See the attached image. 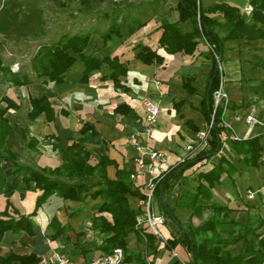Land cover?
Wrapping results in <instances>:
<instances>
[{"label": "crops", "instance_id": "1", "mask_svg": "<svg viewBox=\"0 0 264 264\" xmlns=\"http://www.w3.org/2000/svg\"><path fill=\"white\" fill-rule=\"evenodd\" d=\"M43 1L0 0V55L5 63L11 65L10 62L17 64L23 62L22 69H29L34 54L28 59L22 57L21 52L15 49L32 43L35 32L44 26L47 15L62 11L58 8L44 7ZM108 1L102 2L105 7L101 12L97 10V6L88 9L81 7L77 25L84 29L77 33L90 34L87 51L99 56L119 57L128 68L127 74L121 76L122 82L128 88L125 90L124 87L114 86L109 77L112 69L106 63L90 74L88 83L79 81L83 68L81 63L75 66L78 67L77 75L70 77L67 72L66 80L62 83L47 82L45 77L39 78L34 74H32L34 82L22 86L13 85L7 79L0 78V150L15 153L16 162L42 168L61 166L63 158L60 147L69 146L79 137L83 124L90 122L99 133L84 141L85 148L92 153L94 161L103 155L112 159L114 163L107 165L106 170L109 177L115 178L117 166L128 164L133 167V158L138 151L129 143V135L142 130L141 119L145 111L143 104L145 98L156 101L160 110L151 136L147 138L140 134L139 140L167 154L165 167L184 157L188 152L189 143L196 138L197 131L206 126L207 118L201 109V101L207 90L208 74L212 65L209 44L204 38H199L193 54L182 52L170 54L165 52L158 42L162 22L179 21L178 0H113L118 6L115 9H110L106 5ZM220 1L239 6L245 20L244 24L233 32L232 37L225 41L226 49L222 63L225 88L230 99L226 116L232 120L234 113L250 112L264 122V40L256 36L252 13L244 9L249 0H201V5L206 8ZM210 15L219 22L225 20L220 12ZM48 20L52 21L46 20L41 30L45 37L43 39L45 42L41 44L55 42L64 34L62 33L56 40H50L53 32L50 27L57 25L59 19L54 21L48 17ZM114 23L120 25L121 34H113L104 42L103 34ZM179 25L187 29L190 23L180 22ZM217 30L221 36L228 34L223 25H218ZM136 45L139 46L135 48ZM143 45L158 49L164 55V61L146 63L136 57L137 51ZM187 79H191L193 91L185 87ZM43 94L55 108L56 117L52 121L47 119L44 112L33 120L28 116L32 110L31 97ZM4 97L10 101L7 102ZM10 102H14L16 106L9 107ZM123 102H128L134 108L136 116L114 111V108ZM248 125L244 120L234 121V134L248 137L264 133V124L249 125L250 127ZM16 126L25 129L26 135L16 129ZM240 130L243 133H239ZM17 132L22 135L30 151L27 158L13 148V143L17 141ZM32 137L37 139L35 147L28 144ZM57 144L59 147H55ZM13 168L14 161L0 157V209L6 205V190L12 187L14 191L10 197L11 201L22 211L28 212L23 208L24 195L18 187L20 178L13 172ZM30 189H25L24 192ZM89 197L68 205L65 203L58 205L54 214L62 224L73 226V230L69 231L73 241L77 239L86 241L85 247L90 248L88 255L92 258L100 253L95 247L103 235L90 228L94 204L100 198L89 201ZM132 200L134 203L137 201L135 197L130 196L131 205ZM83 207L86 215L81 218ZM47 226L41 228L36 225V234L32 236L27 232L15 234L7 231L1 243L3 250L12 248L18 253L35 251L39 255H51L56 251L70 254L73 262L87 259L83 254L72 255L70 253L72 247L67 244L63 235L57 240L46 237V232L52 231L47 229ZM74 234L77 235L76 239L73 238ZM134 236L136 237L132 240L135 246L131 250L140 252L147 264H181L175 262L176 257L173 253L157 238L153 244H147L145 240H138L136 234ZM177 252L179 253L178 250Z\"/></svg>", "mask_w": 264, "mask_h": 264}, {"label": "trees", "instance_id": "2", "mask_svg": "<svg viewBox=\"0 0 264 264\" xmlns=\"http://www.w3.org/2000/svg\"><path fill=\"white\" fill-rule=\"evenodd\" d=\"M81 7L91 8L102 3L104 0H77ZM253 5L251 18L256 27V36L264 40V0H249ZM179 21H163L159 46L165 52L175 54L182 52L193 54L198 46V39L204 38L209 44L212 53V65L208 74L206 93L201 101L207 123L212 122L210 138L206 148L198 150L195 154L188 155L181 162L165 171L164 176L155 185L154 207H158L160 213L166 218L163 232L167 243L164 244L172 253V249L181 247L187 264H264V214H258L255 220L241 223L242 227L237 234L233 229L230 235L223 236L219 225L224 222H235L234 218L226 221L225 217L234 212L233 207L222 203H211L216 212L198 226H185L176 209L170 203V194L175 181L184 177L186 172L192 168L197 169L206 165L214 156L220 154L226 142L240 158L252 167H262L264 172V133H258L248 137H236L232 130H227L220 125L222 107L214 113V93L219 88L222 72L219 62L222 63L225 53L227 38L232 37L233 32L245 22L239 6L226 1L215 2L204 8L201 0H178ZM220 12L224 16V22H219L211 17V13ZM189 22L187 29L182 28L180 22ZM218 25H223L228 34L221 36L217 30ZM113 34L120 35L121 27L114 23L103 34V41ZM90 42L89 33H64L58 40L52 43L41 44L34 53L29 69H15L4 62L0 55V78L7 79L13 85H30L34 82L32 74L37 77H45V81L62 83L66 80V74L76 63H81V83H88L90 74L99 69L104 63L112 69L109 77L115 87H128L122 82L121 76L127 74L128 68L122 63L117 55L99 56L94 52L87 51ZM139 45H136L137 48ZM136 57L146 63H162L164 55L158 49L143 45L136 53ZM189 91H193L191 79L184 83ZM7 102L9 98L4 97ZM32 110L28 116L35 119L44 112L49 121L56 117L54 106L48 97L43 94L39 97H31ZM10 106H16L10 102ZM114 111L129 116H136L134 108L128 103L118 104ZM63 113H65L63 111ZM214 113V114H213ZM16 129L26 135V130L16 126ZM198 130V128H195ZM231 135L228 140L223 139V133ZM98 130L90 122H85L80 129V135L66 148L60 147L63 158L61 166L55 168L38 167L36 165L20 164L16 162L13 152L0 150V157L14 161L13 172L19 176L21 194L25 189H37L39 194L36 204L31 212H24L14 205L10 197L14 189L8 187L6 190V206L0 209V264H40L41 255L35 251L29 253H18L12 248L4 251L2 241L5 233L27 232L35 235V217L38 208L52 195H59L63 199L83 200L88 196L100 198L94 204V214L91 218L90 228L101 233L102 239L95 249L100 253H110L115 247H121L126 253V259L136 264H147L140 252L130 251L129 238L136 234L138 240H145L147 244H153L156 237L151 231L144 233L136 226L137 216L143 210L140 205H131L130 196L137 201L143 196L140 188L131 180L132 168L128 164L117 166L116 177L111 178L107 174V165L114 161L107 156H100L93 160L92 153L85 148L84 141L98 135ZM37 139L32 137L28 144L35 147ZM59 147V145H55ZM229 159L220 155L219 161L211 168L199 170L196 179L195 191L190 194L189 199L179 201L180 206L193 209L194 213H200L204 202L211 200L214 196L213 188L221 181L224 172L229 171L225 162ZM233 166V165H232ZM236 168V167H235ZM234 169V168H233ZM33 184V185H32ZM264 201V199H263ZM264 211V208H263ZM46 237L57 240L63 235L67 244H72L71 254H83L90 259V248H86V241L77 239L73 241L69 231L73 230L71 224H62L56 214L50 217ZM142 229H145L143 227ZM234 235V236H232ZM146 236V239L144 238ZM233 237V238H232ZM242 242L238 252L227 248L229 244ZM70 255V254H69ZM175 262L181 261L176 257ZM182 264V263H181Z\"/></svg>", "mask_w": 264, "mask_h": 264}, {"label": "rangeland", "instance_id": "3", "mask_svg": "<svg viewBox=\"0 0 264 264\" xmlns=\"http://www.w3.org/2000/svg\"><path fill=\"white\" fill-rule=\"evenodd\" d=\"M62 1H64L63 4L61 3ZM43 5L44 7L58 8L62 10L58 13L49 14L47 15V18H45V21L43 23L44 26L46 24V20L48 22L52 21V20H48V17L49 19H54V21L56 19H59L57 25L50 27L53 31L52 36L50 35V40H56L62 33L73 34V33H77V31L84 29V27H80L77 25V18H79L80 16L79 13L81 11V6L77 0H44ZM106 5L109 6L110 9H115L116 7H118L113 0H109L108 3H106ZM104 7L105 5L100 3L97 5V10L101 12L102 8ZM44 26L37 29L32 43H28L27 46L25 45L21 47L19 46L15 49L21 52L20 54L22 57H27L29 59V57L36 52L39 44L45 42L43 40L45 38L43 36L44 32L42 33L41 31L43 30ZM10 63L11 66L15 69H20V68L22 69L23 68L22 66L24 65L23 62L18 64L13 62ZM222 64L223 67L224 63ZM75 66H77V63L73 65L71 69L68 71L70 77H74L75 75H77L78 67ZM242 130L238 132L243 133ZM28 134L30 135V130ZM243 136L240 135L238 137H243ZM16 139L17 141L13 143V148L17 149L19 153H22L23 156L27 158L29 156L30 151L28 150L26 141L23 140V137L19 132L16 133ZM42 148L44 149V146H42ZM55 155H57V153H55ZM220 155H224L229 159V162L228 161L225 162V166L226 168L229 167L230 169L228 172H224L222 174L221 181L215 186V188H213V193H214L213 198L203 203L202 208H200L201 210L199 214H197L196 212L194 213L193 209H188L186 207L180 206L179 201L189 199L190 194H192V192L195 191V185L197 184L196 175L198 171L211 168L214 164H216L219 161ZM26 161L31 162V160H27V159ZM185 174L186 175L184 177L178 178L175 181L170 194V203L175 207L179 217L182 219L185 226L195 227L203 223L208 218L215 216L216 212L214 211L213 207H211V203L213 202L226 204L228 206L233 207V209L235 210L234 212L229 213V215L225 217V220L230 221L231 218H234V220L237 221L238 224H236L235 222L233 223V221L226 223L224 222L218 227L221 234L224 237L230 235L229 232L232 229L233 232L237 234L239 230L242 228L240 226L241 223H245L249 220H255V217H257L258 214L261 215L264 214L263 169L262 167L256 168V167L248 166L240 158V156H238L235 153V151L232 150L230 143L226 142L225 147L220 152V154L214 156L206 165L200 166L197 169L192 168L188 170ZM249 190L254 191L255 193L254 198H248ZM39 192H40L39 190L33 188L30 189L29 191L24 192L25 204L23 208L25 211L28 210V212H31L34 209L36 204V198ZM91 200H93V198L90 196L89 201ZM72 202H77V200L63 199L57 194L52 195L47 201L42 203V205L38 208V212L34 215L36 225L41 226V228L46 227L48 225L50 217L56 212V208L58 205L61 206V204L64 203L68 205ZM135 203H137L138 206V201H135ZM135 203L132 200V204L136 205ZM155 211L156 213H160V210L158 209L157 206L155 207ZM80 215L81 218L85 217L86 215L85 207L81 208ZM141 215L144 216L145 212L142 211ZM161 228L165 230L163 226H161ZM134 237L136 236L132 235L129 238L130 251H132L131 249L135 246V244H133L134 240H132L134 239ZM73 238L76 239L77 235L74 234ZM69 245L70 247H72V244ZM241 247H242V242L232 243L227 246V248L233 252H238L241 249ZM177 250L179 251V253H181L183 257L185 256L181 247H177Z\"/></svg>", "mask_w": 264, "mask_h": 264}, {"label": "built area", "instance_id": "4", "mask_svg": "<svg viewBox=\"0 0 264 264\" xmlns=\"http://www.w3.org/2000/svg\"><path fill=\"white\" fill-rule=\"evenodd\" d=\"M244 9L250 13L253 11V5L250 1L246 4ZM219 68L222 72L219 88L214 93V113L217 108L222 107L220 125L224 126L227 130L235 131L234 121H245L251 126L258 124H264V122L255 114L250 112L234 113L232 120L227 118V111L229 108V94L225 88L224 71L220 60ZM144 115L141 119L142 130L141 132H133L129 135V143L133 145L138 153L133 158V167L130 173L131 180L137 184L143 193V196L138 200V205L143 207L145 215L141 213L137 216L136 226L142 230L151 231L155 237L163 244L167 243L166 236L161 226H164L166 218L161 213H156L154 207L155 200V185L164 176L165 171L173 167L177 163L184 160L188 155L195 154L198 150L206 148L208 146L210 138V130L212 122L207 123L205 127L199 129L196 134V138L191 140L188 145L187 154L177 160L174 164L165 167L167 162V154L164 151L153 148L147 142H141L139 135L142 134L149 138L153 133L155 125L158 120L159 104L149 98L143 100ZM213 113V114H214ZM234 136H236L234 134ZM231 135L228 132L223 133V139L227 140ZM238 137V136H236ZM254 191H248V198H254ZM141 211V212H142ZM145 227V229H142ZM146 239V236H144ZM172 253L177 257L182 264L187 262L181 257L176 249H172ZM136 264L126 259V253L123 248L115 247L110 253H101L90 259H86L80 262H73L70 255L62 252L54 251L51 255L42 254L40 264Z\"/></svg>", "mask_w": 264, "mask_h": 264}]
</instances>
